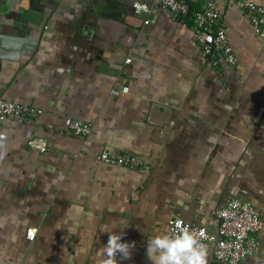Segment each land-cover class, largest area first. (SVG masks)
<instances>
[{
    "label": "crops",
    "instance_id": "0c3cea01",
    "mask_svg": "<svg viewBox=\"0 0 264 264\" xmlns=\"http://www.w3.org/2000/svg\"><path fill=\"white\" fill-rule=\"evenodd\" d=\"M190 1L201 9L207 0ZM213 1L235 67L213 68L193 18L175 20L153 0L6 1L0 96L43 114L0 123V264H99L105 229L132 245L118 264H151L148 238L175 217L217 238L215 212L229 199L264 222V40L238 0ZM134 2L152 13H134ZM123 86L128 93H111ZM67 118L91 133L68 131ZM33 138L47 150L31 148ZM103 150L132 153L150 170L100 163ZM252 237L244 264H264V228ZM205 245L216 264L215 242Z\"/></svg>",
    "mask_w": 264,
    "mask_h": 264
},
{
    "label": "built area",
    "instance_id": "2783aa9c",
    "mask_svg": "<svg viewBox=\"0 0 264 264\" xmlns=\"http://www.w3.org/2000/svg\"><path fill=\"white\" fill-rule=\"evenodd\" d=\"M153 2L158 8L167 11L175 20L193 18L195 39L204 59L213 68L237 66L238 59L226 30L219 24L220 12L213 0H207L201 9L195 8L190 0H153ZM238 3L245 12L253 32L264 40V1L238 0ZM132 10L136 14L147 16L152 13V7L147 2H134ZM149 23L150 20L146 19L145 24ZM126 61L130 62L131 59L128 58ZM128 92V86L111 90V93L117 96ZM42 114L41 109L14 103L0 96V123L5 119L24 123L36 120ZM65 125L68 131L82 137L88 136L92 130L90 123L75 118H67ZM1 145H3L2 142ZM29 145L41 152L47 150V144L42 139L33 138L29 141ZM97 160L106 165L124 167L139 173L150 170L146 162L129 152L110 155L107 150H103L97 156ZM215 213L219 219L217 238L206 227L192 225L180 217L170 221L169 231L179 232L183 228H188L196 234L200 242L204 244L215 242L216 264H244L245 258L256 245L252 234L264 228L263 220L249 203L238 199H229L225 206ZM35 233L34 229L28 230L26 239L32 241Z\"/></svg>",
    "mask_w": 264,
    "mask_h": 264
},
{
    "label": "clouds",
    "instance_id": "9594fccd",
    "mask_svg": "<svg viewBox=\"0 0 264 264\" xmlns=\"http://www.w3.org/2000/svg\"><path fill=\"white\" fill-rule=\"evenodd\" d=\"M104 231L108 232V239L97 251V256L102 257L99 264H118V254L121 259H127L132 245L122 240L121 233ZM146 256L151 264H207V247L193 231L183 228L148 238Z\"/></svg>",
    "mask_w": 264,
    "mask_h": 264
},
{
    "label": "water",
    "instance_id": "95a60500",
    "mask_svg": "<svg viewBox=\"0 0 264 264\" xmlns=\"http://www.w3.org/2000/svg\"><path fill=\"white\" fill-rule=\"evenodd\" d=\"M7 0H0V12L2 11L3 6H5ZM20 2V0H10L11 8H13L14 4Z\"/></svg>",
    "mask_w": 264,
    "mask_h": 264
}]
</instances>
